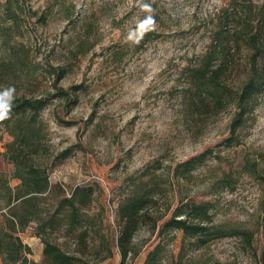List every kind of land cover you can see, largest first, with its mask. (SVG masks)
Segmentation results:
<instances>
[{
	"label": "rangeland",
	"instance_id": "rangeland-1",
	"mask_svg": "<svg viewBox=\"0 0 264 264\" xmlns=\"http://www.w3.org/2000/svg\"><path fill=\"white\" fill-rule=\"evenodd\" d=\"M20 7L12 19L4 11ZM244 2V3H242ZM229 0H0V66L33 62L34 76L26 78L13 70L0 69V95L51 97L42 117L55 154L72 148L70 157L50 171L53 185H62L70 197L76 187L95 189L90 215L94 240L83 250L64 231L51 239L64 250L82 256L91 264H120L117 246L118 204L140 178L161 187L150 212L158 218L179 198L209 203L215 225L248 231L251 244L232 236L196 248L186 244L178 260L181 234L153 231L147 220L134 238L139 251L129 264H144L157 252L156 264H259L264 250V91L253 102L243 123L231 133L235 113L232 104L219 112L187 106V70L204 54L217 25V15ZM240 6H260L264 0H233ZM243 7V8H244ZM35 12L38 14L36 15ZM233 15V16H234ZM229 27L240 23L229 19ZM231 22V23H230ZM142 38L144 48L130 47ZM84 42L94 46L81 59H70L69 50ZM244 48L232 57L233 71L226 83L239 84L246 68ZM71 62L60 86H82L79 102L68 112L63 102L52 98V67ZM0 171L12 165L3 161L11 137L0 132ZM209 152L185 179L175 169ZM257 163V173L243 169L245 161ZM52 161V159H51ZM182 169L178 171L180 174ZM19 180L11 179L12 187ZM52 203V201H49ZM171 209V210H172ZM166 215L165 217H167ZM31 253L27 264H43L44 244L31 224L20 234ZM111 258L101 261L108 253Z\"/></svg>",
	"mask_w": 264,
	"mask_h": 264
},
{
	"label": "trees",
	"instance_id": "trees-1",
	"mask_svg": "<svg viewBox=\"0 0 264 264\" xmlns=\"http://www.w3.org/2000/svg\"><path fill=\"white\" fill-rule=\"evenodd\" d=\"M232 2L233 0H229L226 7L219 11L217 25L204 54L194 67L187 70L188 84L184 100L189 108H210L214 112L232 104L235 113L230 128L234 134L252 109L256 97L264 91V3L256 7L249 4L244 8L240 6L241 13L237 16L234 15L237 7ZM9 5L8 1L3 9L15 20L19 17L20 7L12 9ZM235 17L240 23L229 27V19ZM138 44L144 48L142 38L132 40L130 47ZM85 45L82 42L69 50L68 60L77 61L94 47ZM241 48H244L247 55V69L239 84L232 87L226 80L235 64L232 57L239 54ZM51 67L56 91L52 98L63 102L68 107V112H71L79 102L82 86L66 90L60 84L73 65L71 62H63ZM2 68L11 69L26 78L37 72L33 62L25 61L13 62L11 66L4 64L0 66ZM50 99L49 96L22 93L5 100L8 111L5 118L0 119V132L10 136L11 141L5 144L2 159L12 165V171L10 174L0 171V264L29 262L31 250L23 244L20 234L31 224L36 225V234L44 244L43 264H91L82 256L64 250L51 239L53 233L64 231V237H72L83 250L88 248L89 241L94 240L95 229L89 211L94 201L95 189L92 186L76 187L68 197L62 185L51 183L50 171L58 161L71 156L72 148L55 154L49 144V131L42 114L49 106ZM208 154L209 152H204L177 166L176 176L185 179ZM242 167L251 174L258 172L257 163L250 160L245 161ZM180 169L182 172L179 174ZM11 179L19 180V185L12 187ZM133 185L130 194L117 208L120 264H129L128 261L138 257L139 251L134 250V238L147 220L152 222L153 231L159 229V235L181 234V249L178 254L180 261L186 244L200 248L211 241L232 236H241L247 244H251L248 231L213 224L211 206L207 202L195 203L179 198L173 209L168 207L162 216L153 218L150 208L157 203L155 197L161 191L160 185L143 177ZM166 215L168 216L165 217ZM157 252L150 253L144 264H156L154 257ZM111 257L109 252L101 261ZM183 264L207 263L188 260ZM259 264H264V250L260 254Z\"/></svg>",
	"mask_w": 264,
	"mask_h": 264
},
{
	"label": "clouds",
	"instance_id": "clouds-1",
	"mask_svg": "<svg viewBox=\"0 0 264 264\" xmlns=\"http://www.w3.org/2000/svg\"><path fill=\"white\" fill-rule=\"evenodd\" d=\"M12 90H6L2 95H0V119L5 118L8 111V105L5 102L6 99L11 97Z\"/></svg>",
	"mask_w": 264,
	"mask_h": 264
}]
</instances>
